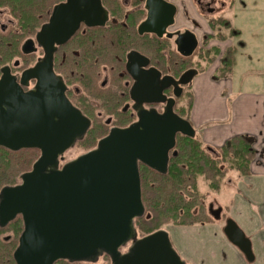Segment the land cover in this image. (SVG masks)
Masks as SVG:
<instances>
[{"label": "water", "instance_id": "1", "mask_svg": "<svg viewBox=\"0 0 264 264\" xmlns=\"http://www.w3.org/2000/svg\"><path fill=\"white\" fill-rule=\"evenodd\" d=\"M196 73L186 71L177 82L157 77L148 93L154 101H165V85L185 84ZM30 78L35 85L23 92L8 68L0 77V146L40 150L31 170L20 175V183L0 189L1 223L16 213L24 218L13 253L16 263L93 262L105 253L110 264H187L166 229L137 237L134 225L145 212L138 161L166 173L176 135H195L190 121L173 111L174 99H167L161 113L144 110L137 122L112 128L96 147L60 167L59 159L89 123L66 97L61 78L52 70L51 51L22 72L20 83ZM179 95L180 90L175 91ZM220 212L218 208L215 219ZM222 231L248 262L254 260L250 239L234 219L227 218Z\"/></svg>", "mask_w": 264, "mask_h": 264}, {"label": "flooded vegetation", "instance_id": "2", "mask_svg": "<svg viewBox=\"0 0 264 264\" xmlns=\"http://www.w3.org/2000/svg\"><path fill=\"white\" fill-rule=\"evenodd\" d=\"M237 1L0 0V77L2 69L8 68L23 92L32 90L36 80L30 78L20 83L21 74L44 58L46 50L51 51L52 70L61 78L66 97L89 123L84 135L59 159L61 167L96 147L112 128H125L137 122L142 111L163 112L169 98L174 99L173 111L189 120L186 106L192 99V108L195 77L202 73L200 68L212 49L211 41L222 36L230 25L224 11ZM230 32L229 39H235L237 34L232 32L238 30ZM235 42L222 52L216 69L226 58L227 50L234 47L237 51L239 41ZM189 70L197 73L187 83L164 86L165 101H154L155 96L148 93V87L153 86L157 77L169 76L177 82ZM178 90L180 95L176 97ZM90 132L97 136L95 145L72 155L71 149ZM0 148L17 157H33L36 152L37 157L24 172L31 170L40 155V150L33 147ZM142 167L138 161L140 187ZM18 183L20 176L17 182L5 186ZM215 202L210 199L207 213L216 221L214 215L221 207L214 206ZM23 229L21 213L6 222L0 221V264H17L13 253ZM137 237H140L138 233ZM9 252L11 258L3 259V254ZM52 264H110V259L103 253L93 262L58 259Z\"/></svg>", "mask_w": 264, "mask_h": 264}, {"label": "trees", "instance_id": "3", "mask_svg": "<svg viewBox=\"0 0 264 264\" xmlns=\"http://www.w3.org/2000/svg\"><path fill=\"white\" fill-rule=\"evenodd\" d=\"M224 33L216 39L231 37V32ZM233 52L234 47L227 50L226 58L216 69L220 77L230 71L235 61ZM217 55V48L210 49L205 58V66L200 71H205ZM213 78L219 80V76L214 75ZM191 101L186 106L187 117ZM96 140V134L90 132L78 142V146L85 150L94 146ZM174 150L176 154L170 156L166 173L156 172L142 164L141 197L145 212L134 220L140 237L165 229L168 225L189 227L214 223L215 220L207 213L204 198L208 192L221 195L228 181H239L247 176L255 156L252 139L247 134L234 135L219 147L204 146L196 135L189 137L179 134ZM15 155L0 148V189L17 182L20 174L30 168V162L38 154L34 152L33 157ZM2 257L11 258V254L9 252Z\"/></svg>", "mask_w": 264, "mask_h": 264}, {"label": "crops", "instance_id": "4", "mask_svg": "<svg viewBox=\"0 0 264 264\" xmlns=\"http://www.w3.org/2000/svg\"><path fill=\"white\" fill-rule=\"evenodd\" d=\"M237 30L238 36L241 30ZM238 41L235 57L244 45L242 40ZM215 69H207L195 79L189 120L195 131L201 133V140L213 147H219L234 135L247 134L252 139L255 156L250 163L249 174L239 181H228L227 188H231L232 193L225 200L230 217L250 239L254 260L248 262L216 222L189 226L194 231V236L187 242L188 251L192 254L189 258L195 264H199L200 258L203 262L215 261L216 264L229 260L232 264H264V86L252 91L244 88L235 95H229L226 90L234 89L232 84L216 81L213 78ZM213 246L218 250V258L211 253ZM196 252L203 255L196 256Z\"/></svg>", "mask_w": 264, "mask_h": 264}, {"label": "rangeland", "instance_id": "5", "mask_svg": "<svg viewBox=\"0 0 264 264\" xmlns=\"http://www.w3.org/2000/svg\"><path fill=\"white\" fill-rule=\"evenodd\" d=\"M225 18L230 23L229 26L225 27L226 32H230L232 29H240L241 34L238 35L235 39H215L211 41V47L217 48L218 55L216 60L207 68L212 71L220 63V57L222 52L226 47L229 46V41L236 43L235 40H242L244 42L243 47L239 49L235 57V61L230 68V71L224 76L220 77L215 72V76H219V80L216 81H227L231 83L234 89H227L226 93L229 95H235L239 90L245 88L246 91H252V89L263 87L264 86V0H238L235 2L232 7H228L225 11ZM240 15V16H239ZM225 34V33H223ZM206 60H204L202 67L205 66ZM206 69V70H207ZM205 70V71H206ZM201 72V71H200ZM204 72V71H203ZM201 75V74H200ZM198 75V76H200ZM197 76V77H198ZM195 77V79L197 78ZM180 105L183 104L179 101ZM195 135L200 139L202 137L199 130L195 131ZM203 142L204 146L207 144ZM78 144L71 149V154L75 155L82 152ZM227 186V184H226ZM228 187V186H227ZM226 187V188H227ZM232 193L231 188L224 189L221 195H212L211 192H208L204 198L206 210L207 204L212 198L216 200L214 206L221 207V213L219 218L215 221L218 225L223 227L225 220L230 217L229 209L227 208V195ZM225 194V196H223ZM233 219V218H232ZM168 231L171 243L176 251L179 253L181 258L186 261L187 264H195L193 259L189 258L192 256L191 252L188 251L187 242L194 235V231L189 227H174L168 225L165 228ZM213 256L217 255L219 257L218 250L213 246L211 250ZM196 256H202V252H196ZM221 256V251H220ZM199 264H216V262H203V259L200 258ZM221 264V261H220ZM222 264H232L229 261H224Z\"/></svg>", "mask_w": 264, "mask_h": 264}]
</instances>
